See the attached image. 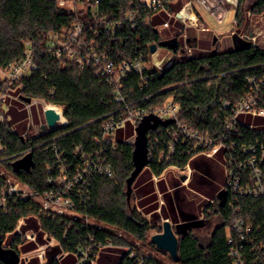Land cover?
<instances>
[{
    "label": "trees",
    "instance_id": "obj_1",
    "mask_svg": "<svg viewBox=\"0 0 264 264\" xmlns=\"http://www.w3.org/2000/svg\"><path fill=\"white\" fill-rule=\"evenodd\" d=\"M59 1L0 0V69L23 57L25 45L30 44L37 67L23 79V88L17 93L62 107L67 120L65 126L26 137L27 134L17 131L13 123V113L22 107L18 103L10 107V120L0 121V143L4 149L0 159H4L1 165L6 170V174H0V188L10 174L41 196L46 191L59 189L54 180L61 169H65L66 175L71 174L84 165L85 157L95 155H99V163L110 165L113 175H100L92 169L84 184H75L68 196L76 215L46 212L31 198H11L7 209L0 210L1 248L5 250L2 243L8 235L9 249L18 254L47 245L43 264H165L151 251L155 247L149 234L157 228V223L146 217L145 208L139 211L136 204L131 206L127 199V180L134 171V134L128 139L116 135L115 147L94 141L96 137L100 140V128L106 119L117 120L123 115L114 87L93 67L79 68L73 62L59 60L45 52V48L51 34L67 31L74 22L80 21L88 40L94 39L98 45L97 52L105 53L114 61L142 54L150 63V47L166 41L157 26L169 21L166 12L175 15L180 10L182 0H161L164 10L153 12L139 0H72L74 5H81L79 9H67ZM236 1V34H250L253 30L247 28L246 15L249 12L262 16L264 0H254L250 5H246V0ZM128 12L135 14L131 20L126 17ZM170 19L178 28L176 49L165 47L174 52L172 64L162 71L150 66L145 71V83L139 81L137 73H131L122 81L121 92L133 109L155 108L167 101L178 104V120L205 135L221 136L225 120L232 115V105L249 89L248 78L264 75V47L241 42L233 49L215 48L197 56L177 57L182 47L178 31L183 25L175 17ZM99 20L105 23L95 24ZM117 23L120 26L111 30ZM2 86L0 82V89ZM261 98L260 107H264V92ZM224 101L231 106L225 109ZM242 120L240 117L239 121ZM170 127L171 124L159 125L147 133L149 162L145 169L148 179L152 175L160 177L170 166L183 168L197 155L192 144L183 139L174 143L175 152L170 153ZM237 128L236 135H229L236 146L264 141V132L249 129L246 122ZM26 150L28 153L19 155ZM29 154V170H15L14 163ZM11 156L14 157L9 159ZM262 168L264 182V165ZM210 170L205 171L210 173ZM143 179V175L139 176L132 184L134 197L143 189L152 190L150 180L139 188ZM204 187L210 190L209 185ZM224 193L223 201L217 196L207 205L201 226L188 228L178 235L179 259L174 262L168 256L172 264H233L227 238L233 234L231 228L237 219L251 225L247 238L238 242L244 264H264V194L241 197L230 189H224ZM174 196L175 206L169 202L172 216H176V208L182 221L190 220L193 215L187 209L186 198L178 190ZM163 213L168 216L169 210ZM213 218H218L219 223L203 241L197 231ZM20 219L24 223L17 233L15 228ZM28 231L34 234L35 240H25ZM50 239L55 240L54 245H48ZM118 246L128 250L118 249ZM143 246L151 252L142 251ZM86 249L89 254L84 259ZM37 260L34 258L25 264H38ZM0 264L8 263L0 259Z\"/></svg>",
    "mask_w": 264,
    "mask_h": 264
},
{
    "label": "built area",
    "instance_id": "obj_2",
    "mask_svg": "<svg viewBox=\"0 0 264 264\" xmlns=\"http://www.w3.org/2000/svg\"><path fill=\"white\" fill-rule=\"evenodd\" d=\"M139 1L152 12L164 10L163 2L161 0ZM60 3L63 4L62 1ZM179 13L181 15L180 18L176 17L177 13L174 15L166 12V15L169 19L175 17L180 23H182V25H184L186 21L192 20V16L189 15L185 9H182ZM134 16L135 14L131 12L126 14V17L130 20L134 18ZM220 16L222 18L225 15L221 14L220 8H216L215 17L219 19ZM100 23L104 24L105 21L100 20ZM116 26H120V24L117 23L115 26L113 24L110 29L114 30ZM162 26L169 27V21L167 20L164 22ZM84 27L85 26L82 22L76 21L67 31L51 34L47 41L45 52L52 53L59 60L73 62L79 68L93 67L97 73L105 78L110 86L114 87L115 99L122 104L121 110L123 111V115L117 120L111 117L106 119L100 128V140L96 137L94 138V141H101L115 147L117 143L114 133L117 129L127 122L131 123L135 129L137 124L148 115H154L160 120H173L169 130L172 137V140L169 143V151L171 154L175 152L174 143L180 139L190 142L192 144L191 148L196 154L213 157L221 153L224 157V172L227 178L224 189H230L232 193H237L241 197H257L264 194L262 168L264 165V141L258 142V144L255 145L241 144L236 146L235 141L229 138L230 134L236 135L238 133L237 125H243L245 122L249 129H255L258 133L264 132V129H262L264 123L260 125L256 122L258 119H264V107H260L262 99L261 94L264 92V75L248 78L249 89L238 102L232 105V115L224 122V133L221 136L212 137L200 133L178 120L177 115L180 109L179 105L174 104L171 101H167L162 106L155 108L133 109L132 104L127 102L126 97L123 96L121 92L122 81L126 80L127 76L131 73H137L140 77L139 81L145 83L147 80L145 71L152 66V64L145 61L142 54L133 59H122L120 61L109 59L105 53L97 52L96 48H98V45L95 43L94 39L88 40ZM132 27H134V24H132ZM182 30V33H184L185 29L183 28ZM257 31L258 30H253L250 34L244 33L236 35L242 41L255 45V40L259 36V32ZM181 42L182 47L177 55L179 57L193 56L191 53V46L187 45L185 37H182ZM170 52L171 57L162 58L159 63H154L153 67L158 71H162L164 68L169 67L173 62L172 56H174V52L172 50H170ZM153 54L154 52H151V56ZM36 67L33 50L31 45L27 43L24 47L23 57L9 65L7 68L0 69V82L3 84L2 89H0V121L10 120L8 111L14 103H21L23 105L22 109L28 110L31 109L32 106L38 105L37 101L40 100V98L30 99V102L27 103L22 99L21 95L17 93L18 90L23 88V79L31 70L36 69ZM41 100L44 101L43 99ZM223 106L227 109L231 105L229 102L224 101ZM58 107L61 108L60 106L45 102V107L42 108L43 114L44 110L50 108L58 115V120L56 121L54 128L65 126L67 124L63 111H61L62 108L59 109ZM240 117H243L241 122L239 121ZM31 123L32 122L27 124V129ZM39 124L43 125L42 121H40ZM48 130L50 129H40V131L45 132ZM26 132L27 130L24 134H26ZM133 138H135V134ZM3 150L4 149L0 143V152ZM78 151L79 148L76 149V152ZM26 153H28V150L23 151L19 155H25ZM235 154H237V156ZM98 156L99 155L85 157L84 165L71 174L66 175L65 169H61L59 175L54 180L59 189L55 191H46L41 196L31 191L28 186L17 181L12 175H7L4 186L0 188V210L5 211L8 207L9 200L16 197L31 198L34 201H37L44 211L49 213H56L58 215H76L73 201L68 196L75 184H84L87 180L86 177L91 176L92 169L93 173L108 177L113 175L110 165L99 163V160L97 159ZM12 157L14 156H11L9 159ZM1 160L4 159H0V167H2ZM168 169L184 172L183 176L185 177V181L191 177L192 172L188 164L183 168L170 166ZM168 169L165 172H167ZM165 172H163V174ZM0 174H6V170L5 172L4 170H0ZM155 179H157V177H155ZM212 202L213 200L210 201V203ZM23 223V219H20L15 228L17 233H20V226ZM231 230L233 231V234H229L227 238L230 245L229 256L233 260V264H244L238 242L247 238L251 231V225L247 224L244 220L237 219L234 221ZM7 237L8 235L2 243L5 249H9L10 247V245L6 243ZM25 237L29 239L28 241L35 240L34 234L30 231L25 234ZM46 247L47 245H40L35 250L24 253V255L34 251L38 252L39 254L34 257L39 260L40 264H43L45 262L44 255ZM84 253V259H87L89 249H86Z\"/></svg>",
    "mask_w": 264,
    "mask_h": 264
},
{
    "label": "rangeland",
    "instance_id": "obj_3",
    "mask_svg": "<svg viewBox=\"0 0 264 264\" xmlns=\"http://www.w3.org/2000/svg\"><path fill=\"white\" fill-rule=\"evenodd\" d=\"M61 1L63 2V5L67 9H75V8L79 9L81 6L78 3L74 5L72 0H60L59 2ZM253 1L254 0H246V5H250L251 3H253ZM236 7H237V2L235 0H206V1L204 0H182V7L177 13H179L182 9H185L186 12H188L189 15L192 16V20L186 21V23L182 26L185 29L184 33H182L183 30H180V29L178 32L180 34L179 37H185L187 45L191 46L192 55L197 56L204 52L211 51L215 48H219L221 50H225V49L228 50V49L234 48L233 36L236 35L235 29H236V24H237L234 19V11ZM216 8H220L221 14L225 16L222 18L220 16L219 19L216 18L215 17ZM246 16L248 17L247 28L251 27L252 30H258L257 32H259V36L255 40V45H260L264 47V14L258 17V16L251 15L248 12ZM169 21H170L169 27H165L162 25L157 26V30L161 33L164 40L176 38L175 36H176V32L178 28L176 27L174 20L169 19ZM95 24L97 25L101 24L100 20L96 21ZM214 38H215V41H214ZM181 41H182V38H181ZM176 56L179 57L178 55ZM164 57H171L170 50L167 48L157 46V49L154 51V54L150 56V59H151L150 63L153 66L154 63L155 64L159 63L161 59ZM172 57L174 58V56ZM37 102H38V105L32 106L31 109L29 110L21 108L22 110L16 111L13 113L14 115L13 123H14L16 130L19 132H25L27 130L26 137L36 136L40 132L41 124H39V122L42 121V124L44 123V114L42 113V108L45 107V102L42 101L41 99L38 100ZM18 104L21 107H23L21 103H18ZM30 122L32 123L27 129V124ZM259 124L261 125L260 122ZM118 134L122 135L123 139H128L129 136L131 134H135V132L133 128H131V125L129 123H126L115 131L114 133L115 137ZM0 170L1 171L4 170L5 172V169L3 167H0ZM190 170L192 171L191 168ZM183 174L184 172H180L179 170L177 171L174 169H168L167 180L169 183V188L179 187L180 183H179V180H176L177 179L176 176L181 177L183 176ZM142 175L144 178H148V174L145 168L139 174L140 177H142ZM23 188L26 189L25 187ZM128 200L131 206H135L133 190L131 191ZM203 219H204V213H203L201 220L203 221ZM164 220L165 219H163V217L162 218L159 217L158 220L157 219L154 221L152 220V222L154 224L157 223L156 225L158 226L156 229L151 230L149 234V238H151V236L156 233L162 232V223ZM176 220L173 218L172 220H170V223L174 226L176 224L175 222ZM218 223H219L218 218H213L210 222L205 223L204 226H202L201 229L197 231L200 238L203 241H206L210 232L213 230V228ZM25 240L28 241L29 239L25 237ZM48 241H49V245L55 244L54 239H50ZM134 243L136 246H142L138 244L137 242H134ZM154 247L155 248L150 247L151 251H153L154 254L156 253L157 256L165 264H172L168 258L169 256L168 253L162 250H159L155 245ZM118 249L128 250V248L125 246H118ZM21 250L22 249H20V251ZM141 250L145 252H151L150 249L145 246L141 247ZM38 254H39L38 252L34 251V252L27 253L21 257L25 258L28 261L29 259L35 258L34 256Z\"/></svg>",
    "mask_w": 264,
    "mask_h": 264
},
{
    "label": "crops",
    "instance_id": "obj_4",
    "mask_svg": "<svg viewBox=\"0 0 264 264\" xmlns=\"http://www.w3.org/2000/svg\"><path fill=\"white\" fill-rule=\"evenodd\" d=\"M259 122L262 124L263 119H258L257 124H259ZM189 167L192 169L190 179L185 181V178L183 180L181 179L182 176H176V180H179L180 183L179 187L169 188V183L167 180L168 171L162 174L160 177H157V179H155L156 176L154 175H152L149 179L144 178L140 182L139 188L143 185L145 186L148 180L152 181L153 188L149 191L147 189H143V191H141L139 195L136 194V197H134V199L137 209L141 211L143 208H145L147 212L146 216L152 220H158L159 217H163V219L168 221L172 220L173 218L175 220L178 219L175 221L176 224L186 222L182 221V219L180 218V213H178L176 208V216H172L170 212L169 202L170 204L173 203V205L175 206L174 194L178 190L186 198L187 202L189 203L187 209L193 215L188 221L201 220L203 212L210 201L215 199L217 196L219 197L221 192H224L226 181V175L224 172V157L221 153L213 157H206L204 155L197 154L191 159ZM208 168L211 169L210 173H207L205 171ZM138 177L139 175L136 177L135 181L138 179ZM135 181L133 183H135ZM206 185H209V191H207L204 187ZM163 210H169L168 216L163 213ZM24 253L26 252L22 251V253L19 254L20 263L23 264L26 263V260L21 257L24 255ZM32 259H29L27 262L31 263ZM37 261L38 264H40L39 260Z\"/></svg>",
    "mask_w": 264,
    "mask_h": 264
},
{
    "label": "water",
    "instance_id": "obj_5",
    "mask_svg": "<svg viewBox=\"0 0 264 264\" xmlns=\"http://www.w3.org/2000/svg\"><path fill=\"white\" fill-rule=\"evenodd\" d=\"M177 18H180V13L176 14ZM215 41V38H214ZM242 41L237 35L233 36V45L234 48ZM247 43V42H245ZM160 47H169L170 49H176L177 43L176 39H169L160 43ZM157 49L156 45H152L150 47V51L154 52ZM25 102H30L29 98L22 97ZM44 119L45 123L41 125V130L53 129L55 127L56 121L58 120V115L55 113L53 109L44 110ZM173 120H160L154 115H148L144 117L135 127V138L133 141L134 150L132 154V159L134 163V171L131 176L127 180V199H129L130 193L132 191V184L135 181L136 177L139 173L148 165V143H147V133L150 130L156 129L159 125L167 126L171 124ZM31 155H27L23 159L14 163V169L24 168L29 170ZM185 177L182 176L183 180ZM220 199L223 201L225 198V193L221 192ZM203 224L202 220H192L186 221L182 223L175 224L174 226L170 223V221L165 220L162 223V232L156 233L151 236L150 241L153 245H155L159 250H162L169 254L174 262H177L178 257V235L184 234L188 228H194L201 226ZM0 259H3L8 264H19L20 256L19 254L11 249H2L0 244Z\"/></svg>",
    "mask_w": 264,
    "mask_h": 264
},
{
    "label": "bare ground",
    "instance_id": "obj_6",
    "mask_svg": "<svg viewBox=\"0 0 264 264\" xmlns=\"http://www.w3.org/2000/svg\"><path fill=\"white\" fill-rule=\"evenodd\" d=\"M17 61V60H16Z\"/></svg>",
    "mask_w": 264,
    "mask_h": 264
}]
</instances>
